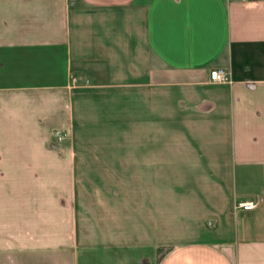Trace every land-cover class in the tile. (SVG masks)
<instances>
[{
	"label": "crops",
	"instance_id": "obj_1",
	"mask_svg": "<svg viewBox=\"0 0 264 264\" xmlns=\"http://www.w3.org/2000/svg\"><path fill=\"white\" fill-rule=\"evenodd\" d=\"M92 81L129 91L135 201L82 207L55 137ZM0 264H264V0H0Z\"/></svg>",
	"mask_w": 264,
	"mask_h": 264
},
{
	"label": "rangeland",
	"instance_id": "obj_2",
	"mask_svg": "<svg viewBox=\"0 0 264 264\" xmlns=\"http://www.w3.org/2000/svg\"><path fill=\"white\" fill-rule=\"evenodd\" d=\"M99 83L92 81L93 88L80 93L75 123L69 136L67 133L64 135L65 139L69 137L72 140L78 153L77 194L82 207H88L94 201L98 203L99 194L123 193L129 196L130 202L135 201L131 197L136 194V168L132 159H115V156L133 153L116 151L120 146L135 142L130 94L127 88L112 90L114 88H102ZM139 105L140 115L146 112L144 98ZM139 119L147 124L145 117L140 116ZM158 135V139L163 138L162 132ZM146 186L144 183V188Z\"/></svg>",
	"mask_w": 264,
	"mask_h": 264
},
{
	"label": "built area",
	"instance_id": "obj_3",
	"mask_svg": "<svg viewBox=\"0 0 264 264\" xmlns=\"http://www.w3.org/2000/svg\"><path fill=\"white\" fill-rule=\"evenodd\" d=\"M243 2L249 1V0H241ZM70 86L75 87L78 85L80 78L74 76L73 74H69L68 76ZM87 82V81H86ZM209 82L215 83V84H224L230 82V74L227 72V70L224 68H213L209 70ZM55 137H57L58 140H64L65 136L60 131H55ZM255 207V205L252 202H243V204H239L238 208H241L242 210H251Z\"/></svg>",
	"mask_w": 264,
	"mask_h": 264
},
{
	"label": "trees",
	"instance_id": "obj_4",
	"mask_svg": "<svg viewBox=\"0 0 264 264\" xmlns=\"http://www.w3.org/2000/svg\"><path fill=\"white\" fill-rule=\"evenodd\" d=\"M158 249V248H157ZM158 252H160V249H158Z\"/></svg>",
	"mask_w": 264,
	"mask_h": 264
}]
</instances>
